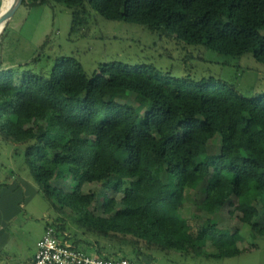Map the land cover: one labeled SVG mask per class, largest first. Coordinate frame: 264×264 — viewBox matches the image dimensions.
I'll list each match as a JSON object with an SVG mask.
<instances>
[{
  "label": "trees",
  "instance_id": "1",
  "mask_svg": "<svg viewBox=\"0 0 264 264\" xmlns=\"http://www.w3.org/2000/svg\"><path fill=\"white\" fill-rule=\"evenodd\" d=\"M43 3L71 9L72 35H83L97 13L143 23L151 31L170 30L179 41L216 54H250L264 63V0H22L20 5ZM51 43L47 37L37 51ZM2 55L0 72L10 73H0V140L24 150L31 178L57 213L47 225L61 240L81 245L65 234L71 224L103 237L98 256L136 264H145L141 245L209 260L241 254L236 240L210 218L193 228L179 216L185 189L198 187V210L218 212L234 195L240 220L254 238L264 236L259 220H264V90L242 88L236 77L177 76L142 62L114 60L88 73L81 64L73 68L64 54L45 71L30 67L39 56L12 70ZM215 135L221 143L210 152ZM59 173L72 176L77 189L89 182L122 193L120 207L105 198L106 216L95 215L90 206L96 193H61L51 183ZM208 243L212 251L206 250Z\"/></svg>",
  "mask_w": 264,
  "mask_h": 264
},
{
  "label": "rangeland",
  "instance_id": "2",
  "mask_svg": "<svg viewBox=\"0 0 264 264\" xmlns=\"http://www.w3.org/2000/svg\"><path fill=\"white\" fill-rule=\"evenodd\" d=\"M5 5L6 0H2L0 12ZM12 17L9 28L0 39L4 64L12 70L17 69L18 64L29 63L35 56H39L40 62L37 65L32 63L30 67L45 71L56 58L64 54L71 58L73 68L81 64L88 73L97 69L100 63L114 60L133 64L142 62L177 76L189 74L196 79L209 76L236 77L242 88L253 87L257 92L264 90V63L256 61L252 55L231 57L216 54L198 45H187L164 28L151 31L143 23L107 20L93 13L83 35H72V11L58 3L32 6L22 4ZM47 37L52 39V43L37 51ZM0 73L9 74L10 71ZM137 99L138 96H133L131 100L137 102ZM23 124L19 122V125ZM220 143L221 137L215 135L208 145L210 152L215 151ZM12 170H16L23 178L31 177L30 168L25 163L24 150L10 143H0V179ZM124 181L135 185L131 179ZM51 183L63 194L71 195L78 191L84 194L96 193L90 210L99 216H106L103 208L105 198H114L117 201L116 208H119L123 197L122 193L98 183L85 182L77 189L72 176L65 173H59ZM184 198V206L178 213L182 219L195 228L210 218L235 239L238 248L244 251L230 258L209 260L185 257L179 253L165 254L141 245L145 253L142 261L145 264H264V236L254 238L251 228L240 220L241 212L236 207L237 199L234 195L230 198L231 205L226 204L220 211L209 214L197 208L202 198L201 187L185 189ZM22 203L21 208L25 214L21 215L14 249L19 255L25 256L28 247L40 236L46 223L56 218L57 213L50 209L49 201L39 191L32 199L25 198ZM259 220L261 224L264 223L262 217ZM65 234L78 239L81 243L79 248L85 247L91 254H97V248L105 242L103 237L77 229L71 224H68ZM7 250H0V264H22V258H4ZM206 250H213L211 243L206 245Z\"/></svg>",
  "mask_w": 264,
  "mask_h": 264
},
{
  "label": "crops",
  "instance_id": "3",
  "mask_svg": "<svg viewBox=\"0 0 264 264\" xmlns=\"http://www.w3.org/2000/svg\"><path fill=\"white\" fill-rule=\"evenodd\" d=\"M1 3L2 0H0V5ZM26 178H23L16 170H12L0 179V250L8 249L4 258H22V264H32L37 242L43 236L47 223L40 236L32 243L31 247H28L25 256L19 255L14 248L16 236L19 233V223L22 219L21 215L25 214V211L21 208L22 202L25 198L32 199L38 193V186L33 182L34 180L31 177L30 179Z\"/></svg>",
  "mask_w": 264,
  "mask_h": 264
},
{
  "label": "built area",
  "instance_id": "4",
  "mask_svg": "<svg viewBox=\"0 0 264 264\" xmlns=\"http://www.w3.org/2000/svg\"><path fill=\"white\" fill-rule=\"evenodd\" d=\"M32 264H136L126 258L107 259L75 247L68 240H61L52 225H47L37 242Z\"/></svg>",
  "mask_w": 264,
  "mask_h": 264
},
{
  "label": "water",
  "instance_id": "5",
  "mask_svg": "<svg viewBox=\"0 0 264 264\" xmlns=\"http://www.w3.org/2000/svg\"><path fill=\"white\" fill-rule=\"evenodd\" d=\"M21 3L22 0H13V3L10 7L0 12V24H2V30L9 23L10 19Z\"/></svg>",
  "mask_w": 264,
  "mask_h": 264
},
{
  "label": "bare ground",
  "instance_id": "6",
  "mask_svg": "<svg viewBox=\"0 0 264 264\" xmlns=\"http://www.w3.org/2000/svg\"><path fill=\"white\" fill-rule=\"evenodd\" d=\"M13 3V0H6V5L5 7L3 8L4 10L7 9L8 7H10ZM2 30V24H0V32Z\"/></svg>",
  "mask_w": 264,
  "mask_h": 264
}]
</instances>
